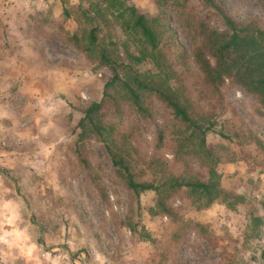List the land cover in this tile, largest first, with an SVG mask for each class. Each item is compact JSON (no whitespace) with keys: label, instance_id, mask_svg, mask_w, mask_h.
<instances>
[{"label":"rangeland","instance_id":"obj_1","mask_svg":"<svg viewBox=\"0 0 264 264\" xmlns=\"http://www.w3.org/2000/svg\"><path fill=\"white\" fill-rule=\"evenodd\" d=\"M60 1L73 7L89 0H0V264H260L263 220L257 229L245 226L246 215H262L255 201L264 187V114L255 97L227 82L221 87L227 109L216 117L222 121L215 130L229 119L262 141L261 147L229 144L234 161L215 168L222 187L244 199L235 209L221 203L196 209L178 193L167 200L172 217L151 208L153 191L139 195L136 209L115 181L102 145L90 140L85 156L101 173L107 195L102 199L72 146L80 111L99 98L110 72L62 41L53 18L74 31L78 12L69 8L67 19L58 17ZM125 2L140 11L156 10L155 0ZM223 2L234 19L253 17L264 28V0ZM166 11L169 27L189 51L181 18L172 7ZM33 14L39 25H28ZM49 16L55 23L48 26ZM207 23L223 28L212 15ZM151 103L153 120H140L141 154L152 152L154 127L166 117L155 99ZM206 141L214 150L227 142L213 132ZM160 154L171 163V149ZM190 168L200 172L195 161Z\"/></svg>","mask_w":264,"mask_h":264},{"label":"trees","instance_id":"obj_2","mask_svg":"<svg viewBox=\"0 0 264 264\" xmlns=\"http://www.w3.org/2000/svg\"><path fill=\"white\" fill-rule=\"evenodd\" d=\"M155 5L156 10L148 13L125 0H89L73 7L59 2L58 17L67 19L69 8L78 12L74 31L64 30L53 18L63 31L62 41L86 61L93 60L110 72L99 98L80 111L72 153L102 199L107 195L100 183L101 173L85 156L84 146L90 140L102 145L115 181L126 188L136 209L139 195L153 191L151 208L172 217L176 214L167 200L178 193L189 198L196 209L221 203L233 210L244 199L222 187L215 168L221 162L234 161L229 144L261 147L262 141L229 119L215 130L217 121H222L216 117L227 109L221 87L227 82L244 89L255 97L264 114V28L256 18L231 17L223 0H155ZM168 7L183 22L189 51L169 27ZM210 15L221 21L222 29L209 26ZM51 17L48 26L55 23ZM36 20L34 14L26 19L31 26L39 25ZM152 99L166 110V117L154 127L152 152L141 154L140 120H153ZM208 132L226 144L220 141V147L212 149L206 141ZM164 149H171V163L162 158ZM194 161L200 172L190 168ZM261 192L255 207L262 215H246L245 226L251 223V229H257L262 220L264 225V187ZM259 257L263 264L264 253Z\"/></svg>","mask_w":264,"mask_h":264},{"label":"crops","instance_id":"obj_3","mask_svg":"<svg viewBox=\"0 0 264 264\" xmlns=\"http://www.w3.org/2000/svg\"><path fill=\"white\" fill-rule=\"evenodd\" d=\"M1 20V19H0ZM0 33H2V28H1V26H0Z\"/></svg>","mask_w":264,"mask_h":264}]
</instances>
